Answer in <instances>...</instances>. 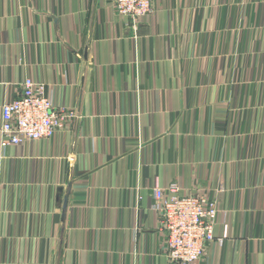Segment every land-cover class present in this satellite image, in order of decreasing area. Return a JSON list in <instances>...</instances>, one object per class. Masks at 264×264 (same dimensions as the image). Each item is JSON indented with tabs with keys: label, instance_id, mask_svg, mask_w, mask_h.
I'll return each instance as SVG.
<instances>
[{
	"label": "crops",
	"instance_id": "1",
	"mask_svg": "<svg viewBox=\"0 0 264 264\" xmlns=\"http://www.w3.org/2000/svg\"><path fill=\"white\" fill-rule=\"evenodd\" d=\"M26 78L78 117L0 149V264H169L174 182L227 212L202 264H264V0H0V126Z\"/></svg>",
	"mask_w": 264,
	"mask_h": 264
},
{
	"label": "built area",
	"instance_id": "2",
	"mask_svg": "<svg viewBox=\"0 0 264 264\" xmlns=\"http://www.w3.org/2000/svg\"><path fill=\"white\" fill-rule=\"evenodd\" d=\"M112 7L133 27L154 12V0H111ZM46 83L26 78L18 96L2 105L0 149L25 141L38 142L67 129L78 117L74 108L57 106L46 91ZM174 182L153 188L151 211L158 220L162 249L169 264H202L210 245L227 238L226 211L210 194H180ZM225 221V222H224ZM222 224V236L216 239L215 228Z\"/></svg>",
	"mask_w": 264,
	"mask_h": 264
}]
</instances>
